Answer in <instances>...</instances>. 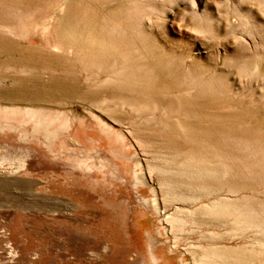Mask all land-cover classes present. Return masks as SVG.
<instances>
[{
	"label": "rangeland",
	"instance_id": "obj_1",
	"mask_svg": "<svg viewBox=\"0 0 264 264\" xmlns=\"http://www.w3.org/2000/svg\"><path fill=\"white\" fill-rule=\"evenodd\" d=\"M0 264H264V0H0Z\"/></svg>",
	"mask_w": 264,
	"mask_h": 264
}]
</instances>
